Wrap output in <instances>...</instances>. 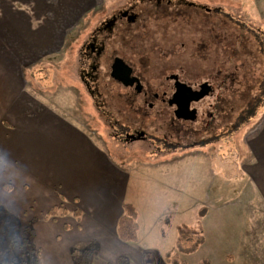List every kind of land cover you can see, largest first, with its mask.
I'll use <instances>...</instances> for the list:
<instances>
[{"label":"rangeland","instance_id":"1","mask_svg":"<svg viewBox=\"0 0 264 264\" xmlns=\"http://www.w3.org/2000/svg\"><path fill=\"white\" fill-rule=\"evenodd\" d=\"M9 1H16L17 9L27 5L35 19L49 6L58 8L47 14L44 22L33 23V28L25 15L21 14L20 20L17 21L6 8L0 11V24L3 29L14 36L21 46L27 47L28 51L32 50L29 47L33 46V42L53 38L57 22L60 26L63 22L61 18L71 14L76 4L85 2ZM127 1L97 0L94 8L81 11L82 19L68 28L70 30H67V36L58 53L31 60L23 66L28 89L24 84L21 93L26 96V91H29L31 96L48 104L89 136L91 142L105 153L107 162H111L113 170L110 173L114 178L115 187L121 192L122 202L134 204L139 212V242L116 241L107 244L102 250L100 245L92 264H171L165 257L169 251H173L187 264H200L204 259L209 260L211 264H236V261L243 264V255L238 259L232 252L222 254V251L230 249L233 240L243 236V222L249 218L242 222L240 210H247L250 201L247 194L241 191V186L245 183L242 178H246L242 168L254 171L257 167L254 151L257 149L261 152L264 149V136L261 138L264 133V0H188L205 5L213 9V12L194 11V14L185 18L184 25L163 23L150 27L148 33L151 36L143 38L144 41L140 40L139 46L145 53L144 56H147V53L149 56L145 59L149 70L146 74L148 77H158L162 67L174 69L179 64L182 65V61H185L187 75L193 80L198 77L207 79V68L222 70L221 79L230 72L231 66L235 74L232 101L235 110L228 120L230 125L220 122L217 118L213 121L212 133L205 132L207 129L203 126L206 123L202 120L206 118L205 111H210L209 104H214L216 98L208 99L200 108L199 120L185 123V130L189 134L187 137L192 140H205L213 136L217 139H211L212 141L203 146L196 145L194 149H176L169 152L166 150L162 155H156L157 152L152 151L145 143L127 144L115 137V131L110 124L115 121L99 112L95 100L87 92L78 75L77 51L82 40L100 19L101 13L107 12L99 11L100 7L103 4L108 7ZM4 4L7 6L9 3ZM260 19L263 22H259ZM208 21L216 22L218 26L216 34L212 37L209 27L205 26ZM179 29L181 35L183 32L182 37L186 45L184 50L180 48V43L176 42L180 37L177 35ZM201 44H206V50L210 52L204 53L203 58L199 57L197 51L198 45ZM168 51H172L175 58L159 57ZM257 88L259 101L253 98L251 104H245L246 95L250 98ZM223 90L218 91L217 98L220 93H225ZM102 93L108 104L112 105L110 110L116 120L121 124H131V110L127 107L126 112H119V109L125 108L124 103L120 101V91L111 90L109 93L103 89ZM159 107L157 105L153 110L147 109L150 119L144 123L141 120L143 116L138 115L137 124L144 126L149 133L162 137L163 122L155 118ZM53 145L55 146L54 142ZM61 151L64 153V149ZM61 156L62 154L58 153V157ZM59 163L63 164V160ZM18 172L13 170L16 183L11 193H6V186L0 185V214L16 217L7 229L8 240L5 241L4 247L0 246V264H74L70 250L90 245L87 235L66 230L63 232L60 226L58 232L52 230L42 233L41 242L37 231L40 226L52 221H61L69 226L68 229H76L81 219L72 211L75 206L67 203V209L65 206L60 207L55 218L48 217L49 205L53 201L48 202L40 192H37L39 197H35V190L30 188V184L24 191L25 187L21 186L20 182L21 178L24 180L27 176L22 177ZM209 188L215 192L210 193ZM4 193L9 195H3ZM209 193L210 198L222 196L223 200L220 201L219 210L209 207V218L204 228L208 243L198 252L185 255L176 249L177 226L183 223L197 226L199 222H203L199 217L198 207L201 201L207 202L206 196ZM2 199L10 206H17V211L28 207L29 212L23 213L24 210L21 209L20 214H14L2 204ZM204 204L206 203H202L201 207ZM253 209L262 215L264 204H257ZM166 216L171 219V224L167 227V236L163 238L160 231ZM261 217L256 221L260 224L258 232L253 234L250 227L246 230V238L251 243L248 246H261L257 250L248 248V252L253 253L250 255L252 258L255 255L260 256L261 260L256 264H264V219ZM223 218H226L224 225L221 223ZM27 228H33L35 235L24 241L23 233ZM117 238L115 236L116 240ZM146 254H151L148 261Z\"/></svg>","mask_w":264,"mask_h":264},{"label":"crops","instance_id":"2","mask_svg":"<svg viewBox=\"0 0 264 264\" xmlns=\"http://www.w3.org/2000/svg\"><path fill=\"white\" fill-rule=\"evenodd\" d=\"M5 2L9 4L5 6ZM96 3L97 0H85V2L76 4L73 12L66 15L65 20L61 18L63 22L60 26L57 22L55 25L57 30H55L53 38L48 37L42 42H33V46L29 47L32 48L31 51H28L27 47L21 46L15 37L10 35L6 29L4 30L0 24V185L10 184L11 189L6 193H11L16 183L13 170H17L22 174V177L27 176L24 180L21 178L20 182L21 186L25 187L24 191L30 184V188L35 190V197H39L37 192H40L44 194L43 196L48 202L49 200L53 201L49 205L50 209L62 206L67 209V205L73 204L75 206L72 209L73 212L76 211L75 208L81 211V222L78 223L76 229H68L69 226L61 221H52L40 226L37 233H39L41 242L43 241L42 233L52 230L58 232L61 226L63 232L66 230L87 235V242L96 241L99 247L101 245L102 250L109 243L116 241L121 243L119 238L115 239V236L118 237L117 225L123 214L124 202H122L121 192L118 187H115L114 178L110 173L113 170L111 162H107L105 153L69 119L64 118L48 104L31 96L29 91H26V96L21 93L24 84L27 86L23 66L31 60L42 59L58 53L67 36V30H70L68 28L82 19L83 13L80 12L94 8ZM16 4V1L0 0V11L6 8L17 21L20 20L21 14L25 15L32 28L35 23L44 22L47 14L58 9L49 6L35 19L32 10L28 9L27 5L24 4L20 9H17ZM258 21L263 22L261 19ZM263 134L261 138L264 136ZM51 141L55 143V146ZM63 149L64 153L61 151ZM58 153L64 156L59 158ZM254 155L257 158L256 169L248 171L242 168L246 173V178H242L245 181L243 183L245 186H241V191L243 194H247L250 206L245 211L240 210V213L242 222L246 218L249 219L243 222V232L240 230L243 236L238 240H233L230 249L222 251V254L223 252H232L238 259L243 255L241 259L243 264H250L249 262L256 264L261 260L259 255L252 258L250 255L253 253L248 252L249 247L257 250L261 246H248L251 243L246 238L247 228L250 227L252 233L255 234L260 225L256 221L262 215L261 218L264 219V212L261 215L253 209L257 204H264V149L261 152L255 149ZM62 160L63 164H60L59 162ZM212 192L215 191L211 188L210 193ZM6 193L3 195L8 196L9 194ZM210 193L206 196L207 202L199 201V217L203 222H199L197 226H189L185 223L177 226V231L181 225L190 228L202 226L205 242L197 252L208 243L204 228L209 218V207L219 210L221 208L220 201L223 200L222 196L210 198ZM236 201L238 202L240 199ZM202 203L206 204L201 207ZM2 204L14 214H20L23 209L20 208L17 211V206L14 204L10 206L3 199ZM25 212H29L28 207L23 213ZM225 219H221L222 225L225 224ZM170 224L171 219L166 216L160 231L163 238L167 236V227ZM235 263L240 264V261Z\"/></svg>","mask_w":264,"mask_h":264},{"label":"flooded vegetation","instance_id":"3","mask_svg":"<svg viewBox=\"0 0 264 264\" xmlns=\"http://www.w3.org/2000/svg\"><path fill=\"white\" fill-rule=\"evenodd\" d=\"M99 11L107 12L101 13L100 19L82 40L77 51V69L83 86L95 100V106L99 112L115 121L113 124L110 123L115 131V137L127 144L145 143L152 148V151L157 152L156 155H162L166 150L169 152L176 149H194L196 145L203 146L208 141L216 140V136L208 137L205 140L204 138L199 140L188 138L189 134L186 133L185 123L197 122L201 106L206 100L215 97L214 104H209L210 111L209 109L205 111L206 118L202 120L206 123L203 126L207 129L205 132L212 133L214 130L212 124L217 118L220 122L230 125L228 120L234 110L232 101L235 81L232 66L230 72L222 79V70L207 68L209 70H206L209 72L207 79L198 77L193 80L187 75L185 61H182V65L179 64L174 69L162 67L158 77H148L146 74L149 70L145 59L149 56L148 53L147 56H144L145 53L139 46L140 40L144 41L143 38L147 39L151 36L148 33L150 27H157L163 23L165 25L176 23L184 25L185 18L194 14V11L212 13L213 9L188 0H128L123 4L108 7L103 4ZM215 23L208 21L205 25L209 27L211 37L218 30ZM180 32V29L177 30V35L180 37L176 39V42L178 41L180 48L184 50L186 45L182 37L183 32L182 35ZM206 49V44L198 45L197 51L200 58H203L204 53H210ZM164 55L159 57H174L172 51H168ZM205 85H208V95L199 101L190 103V110L196 112V119L180 118L179 111L185 110L186 98L189 93L187 88L196 89ZM103 89L109 93L111 90L120 91V101L124 103L125 108L119 109V112H126L128 107L131 110L129 113L132 112L131 124H121L116 120L110 110L112 105L104 99ZM218 89H224L225 93H220L217 98ZM157 105L160 107L155 118L163 122L164 130L162 129V131L164 134L162 137L149 133L144 126L137 124L138 115L143 116L141 119L143 123L146 120L149 121L150 114L147 109L153 110ZM181 141H185V143L183 144Z\"/></svg>","mask_w":264,"mask_h":264},{"label":"trees","instance_id":"4","mask_svg":"<svg viewBox=\"0 0 264 264\" xmlns=\"http://www.w3.org/2000/svg\"><path fill=\"white\" fill-rule=\"evenodd\" d=\"M258 89V88H257ZM254 91V89L252 90ZM251 91V92H252ZM259 89L255 91V94L246 95L245 104H251L255 98L260 97L258 95ZM253 99V100H252ZM258 101V100H257ZM244 105V104H243ZM257 107L259 105H256ZM235 110V108H234ZM7 190L11 189V185H6ZM123 214L120 217L117 225V235L120 241L123 243H137L139 241V231L140 225L138 222L139 214L136 207L130 203H124L122 206ZM59 208L54 207L50 209L47 213L48 217L55 218L58 213ZM81 211L77 209L75 211V216L80 219ZM16 217L12 215H1L0 214V246L5 245V241L8 240V227L11 225L12 220ZM24 241H26L30 236L35 235L33 228H27L24 231ZM178 241H177V250L185 255H191L197 252L199 247L204 244L205 239L203 236L202 226L199 225L198 228H190L186 225H181L178 227ZM4 247V246H3ZM99 249V244L96 241L91 242L90 245L84 248H72L70 250L71 258L74 264H92L96 251ZM167 261L171 264H187L184 261H181L177 254H174L173 251H169L165 255ZM145 258L150 260L151 254H146ZM15 263V262H13ZM6 264V263H3ZM150 264V263H149ZM200 264H211L207 259H204Z\"/></svg>","mask_w":264,"mask_h":264},{"label":"water","instance_id":"5","mask_svg":"<svg viewBox=\"0 0 264 264\" xmlns=\"http://www.w3.org/2000/svg\"><path fill=\"white\" fill-rule=\"evenodd\" d=\"M208 85L198 87L196 89L187 88L188 95L186 98V104H185V110H180L179 115L180 118L186 119V120H195L196 119V112L194 110H190V103L193 101H199L206 95H208Z\"/></svg>","mask_w":264,"mask_h":264}]
</instances>
